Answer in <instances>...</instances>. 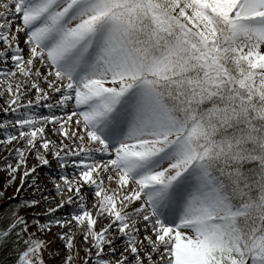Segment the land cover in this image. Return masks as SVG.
Segmentation results:
<instances>
[{
	"label": "snow or ice",
	"instance_id": "snow-or-ice-1",
	"mask_svg": "<svg viewBox=\"0 0 264 264\" xmlns=\"http://www.w3.org/2000/svg\"><path fill=\"white\" fill-rule=\"evenodd\" d=\"M0 98V264H264V0H0Z\"/></svg>",
	"mask_w": 264,
	"mask_h": 264
},
{
	"label": "rangeland",
	"instance_id": "rangeland-1",
	"mask_svg": "<svg viewBox=\"0 0 264 264\" xmlns=\"http://www.w3.org/2000/svg\"><path fill=\"white\" fill-rule=\"evenodd\" d=\"M7 155H8V153L6 151H0V165H3V158ZM53 168H55V165H53ZM44 177H45V180L48 181L49 177L46 175V173L44 174ZM7 179H8L7 172L0 171V191L4 192V196L2 198H0V209L7 208L8 205L16 203V201L8 200V197L15 195V189L20 186V177H19V175H17L16 181L13 183V185L11 187H8L7 189H5L4 184H5V181ZM50 187L53 188V185L51 184ZM31 194H32V191L27 190V189H25L21 193V195H31ZM41 219L43 220V218H41ZM52 231L56 232L57 229L53 228ZM56 247H58V248L62 247L59 241H57ZM46 259H47V257H46ZM47 264H61V261L58 258L57 259H48Z\"/></svg>",
	"mask_w": 264,
	"mask_h": 264
},
{
	"label": "bare ground",
	"instance_id": "bare-ground-1",
	"mask_svg": "<svg viewBox=\"0 0 264 264\" xmlns=\"http://www.w3.org/2000/svg\"><path fill=\"white\" fill-rule=\"evenodd\" d=\"M2 106H4V105H3V99L0 98V107H2ZM0 116H2V113H0ZM29 163H30V165L33 164V163H35V160H30ZM48 171H49L48 169H42V170L38 173V179H39L42 183L46 184V186H47L48 189H52V187H50L51 183H48V182L45 180V177H44V174H45V173H46V175L48 176ZM48 177H49V176H48ZM29 179H30V178H29Z\"/></svg>",
	"mask_w": 264,
	"mask_h": 264
},
{
	"label": "trees",
	"instance_id": "trees-1",
	"mask_svg": "<svg viewBox=\"0 0 264 264\" xmlns=\"http://www.w3.org/2000/svg\"><path fill=\"white\" fill-rule=\"evenodd\" d=\"M5 208L0 209V212H2ZM7 256V253L4 252L3 250H0V261H4L5 257ZM10 264V261H9Z\"/></svg>",
	"mask_w": 264,
	"mask_h": 264
}]
</instances>
